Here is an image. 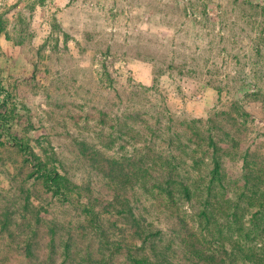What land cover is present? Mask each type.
I'll return each instance as SVG.
<instances>
[{"label":"rangeland","instance_id":"obj_1","mask_svg":"<svg viewBox=\"0 0 264 264\" xmlns=\"http://www.w3.org/2000/svg\"><path fill=\"white\" fill-rule=\"evenodd\" d=\"M150 263L264 264V0H0V264Z\"/></svg>","mask_w":264,"mask_h":264},{"label":"trees","instance_id":"obj_2","mask_svg":"<svg viewBox=\"0 0 264 264\" xmlns=\"http://www.w3.org/2000/svg\"><path fill=\"white\" fill-rule=\"evenodd\" d=\"M215 169H217V166H215ZM56 175H57V177H56L57 179L54 178V176H51V172H50L49 174H44L41 177V179L45 183V185H47L50 189H54V192L56 194L60 193L59 191L62 187L69 190L70 184L65 180L66 185H64V186H63V184L61 185V183L58 181L59 176H58V174H56ZM176 191H178L180 194H183L187 199L191 196V194L197 192V190L195 189V186H193L191 184H186V183L178 184ZM166 192L168 194L172 193L170 189H167ZM150 264H153V263H150Z\"/></svg>","mask_w":264,"mask_h":264}]
</instances>
